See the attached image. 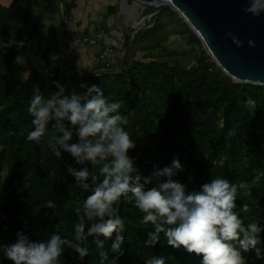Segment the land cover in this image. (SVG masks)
<instances>
[{
  "label": "trees",
  "instance_id": "obj_1",
  "mask_svg": "<svg viewBox=\"0 0 264 264\" xmlns=\"http://www.w3.org/2000/svg\"><path fill=\"white\" fill-rule=\"evenodd\" d=\"M2 1L6 0H0V38L5 43L9 39L24 41V45L0 48V264H11L4 258V245L15 241L17 231L24 230L33 240H47L57 233L74 241L75 225L83 216L82 208L80 213L76 208L89 192L79 188L68 173L69 165L82 166L68 153L62 154L63 159L55 156V136L59 134L54 133L52 124L46 127L40 144L26 139L34 130L27 111L34 85L47 99L56 91V80L66 88V94L83 91L81 83L95 84L104 90L109 102H123L119 112L128 119L125 130L136 143L128 154L135 158L143 176H149L154 166L170 165L176 157L183 171L174 179L187 185L189 191L211 178L223 177L236 184L246 181L251 194L238 190L234 211L245 226L259 221L264 228V86L235 83L215 64H208L210 57L198 38L174 12L172 23L178 25V36L195 50L178 55L161 41L146 46L150 50L144 56L147 61L130 62V50L166 26L160 22L163 12L149 21L150 27L125 39L114 64H97L99 68L88 73L60 56L53 30L47 37L39 32L42 19H48L46 13L58 10L55 0ZM58 2L66 16L77 6L76 0ZM140 6L143 10L146 7ZM24 7L39 10L28 30L21 27ZM116 12L117 7H108L106 16ZM192 54L194 61L189 66L170 60ZM249 97L256 101L254 114L245 106ZM71 142H76L75 136ZM86 166L92 174L98 173V165ZM48 201L54 202L55 208H48ZM242 204L248 205V212L240 210ZM118 207L125 231L124 255L116 264H145L152 256H164L166 264H200L201 257L167 246L163 233L155 247H146L144 241L153 226L140 223L143 213L133 200L122 198ZM97 220L85 218L86 226ZM261 236L264 238V233ZM97 239L104 241L103 249ZM114 239L115 233L109 239L89 237L88 255L83 260L65 246L60 264H100L102 250L111 260ZM244 255L254 258V253ZM255 264L264 261L256 260Z\"/></svg>",
  "mask_w": 264,
  "mask_h": 264
},
{
  "label": "clouds",
  "instance_id": "obj_2",
  "mask_svg": "<svg viewBox=\"0 0 264 264\" xmlns=\"http://www.w3.org/2000/svg\"><path fill=\"white\" fill-rule=\"evenodd\" d=\"M243 11L252 16L264 12V0H248ZM237 46H242L231 32L225 33ZM14 45L23 47L24 41L9 39L6 43L0 38V48L8 49ZM254 47V41H248ZM98 77V74H96ZM56 91L47 99L34 85L27 109L32 116L34 130L27 134L28 141L40 144L46 127L51 123L55 136V156L63 159L68 153L76 165H69L68 173L76 185L89 192L76 212L83 210V216L74 228V241L61 238L52 233L47 240L31 239L24 230L15 234V241L4 245V258L11 264H60L65 246L73 249L80 260L88 255L89 237L102 235L109 239L115 233L111 243V252L115 255L109 260L106 251H100V264H116L124 255L122 244L125 231L124 219L119 214V204L124 200H133L134 206L143 213L140 221L145 227L149 224L153 230L147 233L146 247H155L163 233L167 246L179 250L183 248L189 254L201 257L200 264H255L264 261V228L259 221L247 226L237 207L238 190L251 194L246 181L239 184L226 178H211L200 185L199 189L188 190L187 185L174 179L183 171L180 160L174 157L170 165L154 166L149 176H143L136 160L129 156V150L136 143L125 130L128 119L119 109L122 101L109 102L101 87L84 83L79 85L83 91L66 94V88L56 80ZM254 114L256 101L249 97L245 101ZM54 122V123H53ZM231 134V133H230ZM76 142H71L73 137ZM98 165V173L92 174L86 166ZM102 177V179H101ZM150 185V187H148ZM131 194V195H129ZM79 204V202H78ZM48 208H55L48 201ZM242 212H248L247 204L240 206ZM85 218L97 222L86 226ZM103 249L104 241L97 239ZM245 253H254L251 260ZM145 264H166L164 256H152Z\"/></svg>",
  "mask_w": 264,
  "mask_h": 264
},
{
  "label": "water",
  "instance_id": "obj_3",
  "mask_svg": "<svg viewBox=\"0 0 264 264\" xmlns=\"http://www.w3.org/2000/svg\"><path fill=\"white\" fill-rule=\"evenodd\" d=\"M152 10L133 27L131 36L148 19L171 10L198 38L215 66L235 83L264 86V12L252 16L243 11L248 0H128ZM231 32L242 41L237 47ZM255 46L249 47L248 41Z\"/></svg>",
  "mask_w": 264,
  "mask_h": 264
},
{
  "label": "rangeland",
  "instance_id": "obj_4",
  "mask_svg": "<svg viewBox=\"0 0 264 264\" xmlns=\"http://www.w3.org/2000/svg\"><path fill=\"white\" fill-rule=\"evenodd\" d=\"M54 2L57 4V9L58 8L59 9L46 13L48 19H46V18L42 19L39 32L42 35H44L45 37H47L48 31L53 30L52 32H54V35L56 37L55 43L59 45L60 42H59V39L57 38V36H58V34H61L64 27H66L68 29V26H70V21L68 19L70 17H72V14H70L69 16H66L62 12L63 11V6L61 5L62 3L61 4L57 3L56 0ZM76 2L78 5V11L81 13V15L84 14L85 15L84 18L88 19V21L92 23L96 20V12H89V9H95L97 11L98 10L97 8H99L100 10L102 9L103 14H106L105 9L107 10V7L104 4L106 2H108V3L111 2V0H108V1L107 0H76ZM130 2H132V3H127V5L129 4V7L132 6L131 8L134 7V9L140 8L139 5L138 6L136 5L138 3L133 2V1H130ZM81 3H83V4H81ZM123 3L124 2L121 1V3L118 4V3H116V1H113V3H109V4H113V6H114L113 8H116L117 7L116 5H118V7H117V9H118L119 6ZM119 10H120V8H119ZM151 10H152V7L146 6V7H144V10L142 12V14H143L142 16L138 17V14L136 15L132 26L127 28V32H126L127 38H130V39L132 38L131 37V31L133 30V27L139 22V20L142 17H144ZM38 11L39 10L30 11L28 8L24 7V9L20 15L21 19L24 20L21 27H24L26 30H28L29 28H32V25L35 23V20L37 17L36 14L38 13ZM83 11H85V13ZM163 12H166V13L161 16L160 22L166 23V26L163 29H161L154 37L152 36V37L146 39L145 41L139 43L134 48H132L130 50V56H129L130 62L132 60L133 61H147V59H144V56H146L148 53H150V50L147 49L146 46L149 44H156V43L161 42V41L164 42L163 46H165L169 51L170 50L175 51V52H177L178 55H181L183 52H186V51L190 50L191 48L195 50V47H186V44L183 42V38H181V36H178V33H177V32H179L178 25L175 23H172L173 12L171 10H166V11L160 12L159 14H162ZM118 16H119V14L117 12L115 14L116 21L119 19ZM119 20L121 21V18ZM151 25H152V23H150L149 21H145V24L143 26H141L140 30H145L148 27H150ZM140 30H138V31H140ZM65 34H71V33L68 31H65ZM121 49H122V47H119V49H117L119 53L121 52ZM59 52H60V50H59ZM114 52H115V50H114ZM154 52H157V51H154ZM60 56L62 57V55H60ZM115 56H116V54H115ZM117 56H119V54ZM193 56H194V54H192L191 57L178 56L176 58L173 57L170 60L178 59L180 61V63H179L180 65L189 66L194 61ZM74 60H76V59H74ZM160 61H162V59ZM96 66H98V65H96Z\"/></svg>",
  "mask_w": 264,
  "mask_h": 264
},
{
  "label": "crops",
  "instance_id": "obj_5",
  "mask_svg": "<svg viewBox=\"0 0 264 264\" xmlns=\"http://www.w3.org/2000/svg\"><path fill=\"white\" fill-rule=\"evenodd\" d=\"M113 1H116V3L118 4H120L121 1L124 2L119 6L120 10L119 8L117 9V12L119 14L118 17L119 19L121 18V21L119 19L116 21L115 14L117 12L108 17L106 16V14H103L102 9L100 10L99 8H97L98 9L97 11L95 9H89V12H96V20L94 22H98L103 26L104 30L109 35V43L115 50V54L117 56L119 54L117 49H119V47H122L125 39H127L126 37L127 28L132 26L133 21L135 20L137 14L138 17L142 14L143 7L140 6V4H136L137 6L139 5L140 8L138 9H134V7L131 8L132 6L129 7V4L127 5V3H132V2L127 0H111V2L109 3H113ZM2 2L4 4L6 2L9 3L8 0ZM56 2L60 3L58 2V0H56ZM109 3L106 2L104 4L106 5L107 10L108 7H114L113 4H109ZM116 6L118 7V5ZM107 10L105 9L106 13ZM83 12L85 13V11ZM71 14L72 17L68 19L70 21V26H68V29L64 27L61 34H58L57 36L60 42L59 45L56 44L58 51L60 50L59 54L62 55L64 59L70 61L75 69L83 70L88 73L94 72V70H97L99 68L98 66H96L97 64L95 63V50L85 49L82 48L79 44L69 41H63V39H67L68 36L70 35V34H65V31H68L70 33H74V32L82 33L87 30L88 25L91 23L88 21V19L84 18L85 16L84 14L81 15V13L78 11V5L76 6L75 9L72 10Z\"/></svg>",
  "mask_w": 264,
  "mask_h": 264
},
{
  "label": "built area",
  "instance_id": "obj_6",
  "mask_svg": "<svg viewBox=\"0 0 264 264\" xmlns=\"http://www.w3.org/2000/svg\"><path fill=\"white\" fill-rule=\"evenodd\" d=\"M150 20L151 19H148L146 21ZM63 41L73 42L79 44L82 48L95 50V63L101 66L108 67L116 61L114 49L109 43V35L98 22L90 23L85 32L71 33L68 38L63 39ZM207 63H213L211 58ZM208 71L210 73L214 72L213 68H209Z\"/></svg>",
  "mask_w": 264,
  "mask_h": 264
}]
</instances>
